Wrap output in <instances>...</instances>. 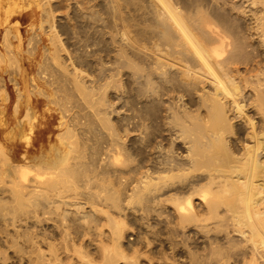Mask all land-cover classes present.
Masks as SVG:
<instances>
[{
  "label": "bare ground",
  "instance_id": "1",
  "mask_svg": "<svg viewBox=\"0 0 264 264\" xmlns=\"http://www.w3.org/2000/svg\"><path fill=\"white\" fill-rule=\"evenodd\" d=\"M86 1L2 35L0 264H264V0Z\"/></svg>",
  "mask_w": 264,
  "mask_h": 264
},
{
  "label": "rangeland",
  "instance_id": "2",
  "mask_svg": "<svg viewBox=\"0 0 264 264\" xmlns=\"http://www.w3.org/2000/svg\"><path fill=\"white\" fill-rule=\"evenodd\" d=\"M9 1L10 2L13 1L14 3H16L17 4L16 6H19V7L21 6L19 10H21V8L25 9L24 11H28V14L23 19H15V20H12L10 23L7 22V23H4L3 25L0 26V30H1V33H0V50L4 51V48L2 47V43H1L2 42V35L5 32L4 30H5V28H10L9 34H8L10 41H11L12 45H14L16 47L19 43L18 38L21 39V41H20V49L21 50L19 53L24 58H27V57L30 58L31 57V55L29 54V50L33 46H30L29 40L31 38V34L33 35L34 32L39 31L37 29L38 23H39L40 17L45 16V12L49 11V9H52L51 12L53 11L54 16L53 15L52 16L54 17L53 18L55 20L54 22H56L55 24L58 23L59 26L63 27L62 29L66 28V30H67L68 26L66 24H68L67 23L68 22V16L70 15L69 13H71V9L73 8V6H75L76 2H78V4L80 3V1H81V3L84 2V0H79V1L76 0V2L74 0L71 2L73 5H71V3L69 2L71 0H69V1L68 0H15L16 2L14 0H9ZM45 3H47L46 6H45ZM81 3L79 4V5H81V7L84 6V7L89 9L90 6H87L86 5L87 3L85 4V2H84L85 5H83ZM88 3H89V1H88ZM5 4H7V0H0V6L2 8L0 10V21H3L5 18V15H4V12H5L4 9L5 8H3V6H5ZM91 4H92V2H91ZM91 4L89 3V5H91ZM16 6H15V8H16ZM86 8H84V9H86ZM44 9L45 10L47 9V11H45L43 13ZM42 13L44 15H41ZM42 17H41L42 20H43V18H46V17H43V18ZM36 19H37L38 23L34 21L35 25H37V26H34L32 24L33 25L32 28H33V30H35V31H33V30H31L32 29L31 23H33L32 21L36 20ZM63 23L65 25H63ZM34 27L36 29H34ZM57 28L59 29V27H57ZM65 38H62V39L65 40ZM64 40H63V42H64ZM66 40L68 42L67 38H66ZM67 47H68V44H67ZM37 64H38V62H37ZM27 72H28L27 79H29L30 77H33L36 74L35 69L32 70L29 68L27 70ZM3 75L8 82V77H9L8 72L3 73ZM13 77L16 78V81L19 82L21 74H14ZM8 84L10 85V88L8 91L10 92L12 99L9 103V106L7 107V110H5V111H6L7 117L10 119L9 122H11L12 115H13V108H14V105L16 104L17 97H16V91L13 87V83L9 82ZM41 98L43 99V102L35 108L36 115L39 118L42 117L44 115V113L54 114L55 120L52 122L53 128H55L57 126L58 120L61 119L62 117L64 118V119H62L63 121H67V119H68V97H66L64 94L59 92L58 95H54V96L52 95L49 97V99L48 98L46 99L44 97H41ZM1 105H2V102L0 101V107H1ZM21 107H22V104H21Z\"/></svg>",
  "mask_w": 264,
  "mask_h": 264
}]
</instances>
